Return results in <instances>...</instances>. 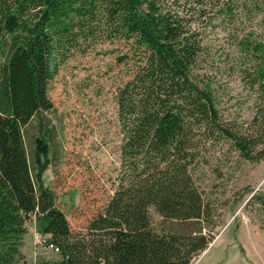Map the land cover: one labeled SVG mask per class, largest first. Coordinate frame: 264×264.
<instances>
[{
	"label": "trees",
	"instance_id": "obj_1",
	"mask_svg": "<svg viewBox=\"0 0 264 264\" xmlns=\"http://www.w3.org/2000/svg\"><path fill=\"white\" fill-rule=\"evenodd\" d=\"M178 1V0H177ZM164 0H0V264H22L25 223H42L58 262L35 264H191L217 235L214 209L192 170L228 141L251 163L264 160V42L240 43L243 78L256 93L247 127L223 119L202 75V38L191 15ZM182 13V14H181ZM204 16L200 13L198 18ZM98 34L123 41L129 79L116 94L121 171L102 213L72 233L44 186L49 147L25 130L49 112L55 44ZM61 46V45H60ZM244 64V63H243ZM264 208V197H253ZM160 218L154 226L149 210Z\"/></svg>",
	"mask_w": 264,
	"mask_h": 264
},
{
	"label": "rangeland",
	"instance_id": "obj_2",
	"mask_svg": "<svg viewBox=\"0 0 264 264\" xmlns=\"http://www.w3.org/2000/svg\"><path fill=\"white\" fill-rule=\"evenodd\" d=\"M164 1L195 19L203 49L199 70L211 81L223 119L247 127L257 96L243 78L249 64L240 43L246 37L264 42V0ZM127 51L123 41L99 34L66 48L57 42L47 85L52 108L25 130L30 162L35 139L44 138L49 147L42 180L72 233L85 231L118 186L122 135L115 98L129 79L128 67L118 60ZM192 176L212 203L217 235L191 264H264V208L253 199L264 197V160H243L223 141L209 148ZM149 214L157 227L160 218L153 209ZM24 226L22 264L58 262V252L44 244L40 219L31 216Z\"/></svg>",
	"mask_w": 264,
	"mask_h": 264
},
{
	"label": "built area",
	"instance_id": "obj_3",
	"mask_svg": "<svg viewBox=\"0 0 264 264\" xmlns=\"http://www.w3.org/2000/svg\"><path fill=\"white\" fill-rule=\"evenodd\" d=\"M48 248L54 250L55 252H58L57 249H53L51 246H48Z\"/></svg>",
	"mask_w": 264,
	"mask_h": 264
},
{
	"label": "water",
	"instance_id": "obj_4",
	"mask_svg": "<svg viewBox=\"0 0 264 264\" xmlns=\"http://www.w3.org/2000/svg\"><path fill=\"white\" fill-rule=\"evenodd\" d=\"M204 252H205V251H204ZM204 252H203V253H204Z\"/></svg>",
	"mask_w": 264,
	"mask_h": 264
}]
</instances>
